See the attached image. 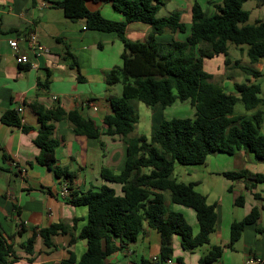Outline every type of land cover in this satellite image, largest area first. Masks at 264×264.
I'll list each match as a JSON object with an SVG mask.
<instances>
[{"label": "trees", "instance_id": "obj_1", "mask_svg": "<svg viewBox=\"0 0 264 264\" xmlns=\"http://www.w3.org/2000/svg\"><path fill=\"white\" fill-rule=\"evenodd\" d=\"M111 2L124 19L106 17L99 9L89 7V2ZM247 0H222L215 4V11L208 14L198 0L191 7V21L185 22L180 11L159 16L162 0H56L66 17L84 19L85 27L115 32L124 43L122 64L112 68L106 75V83H123L121 95L110 94L107 99L112 112L104 118L106 133L118 134L127 146V158L123 169L115 172L104 166L101 176L105 180L101 187L86 192H72L67 201L74 206L87 207V222L69 245L76 239H85L86 250L78 259L69 250V256L60 264H113L107 257L136 241L147 224L161 235L160 261L172 253L171 235L177 233L185 248H194L210 242V235L217 222L216 203H209L207 196L195 189L196 182L178 181L172 177L175 162L202 164L209 155L220 151L234 154L247 147L257 159L264 162V133L261 125L264 112L259 108L264 103L260 96L261 86L256 82H235L236 92H226L213 81V74L204 68L205 58L226 56L230 62L229 42L248 44L247 55L251 63L264 57V19L250 23V11L244 8ZM264 4V0H259ZM144 22L151 25L147 38L132 40L126 36L127 25ZM170 31L171 40H159L158 36ZM79 70L76 56L68 53ZM237 67L255 77L260 71L251 65L236 61ZM30 65V64H27ZM81 77V76H80ZM49 78L42 85L48 86ZM189 100L195 107V117L163 119L150 137L141 134L130 136L139 121L134 101L147 106L167 107L176 101ZM242 101L247 114H234L235 105ZM38 114L40 126L35 143L40 152L38 163L53 170L56 176L73 180L75 172L56 163V149L60 141L54 136L55 122L68 119L77 134L98 138L99 127L92 118L78 110L66 111L60 105L47 108L32 102ZM1 120L9 126L29 131L32 126L22 122L15 108L3 112ZM229 179L252 178L264 181L263 172L248 169L229 170L222 173ZM170 190L172 203L191 207L197 215L199 231L185 215L170 209L165 191ZM237 203L244 201L243 196ZM258 210L252 211L231 225L230 245L240 239L245 226L255 221ZM63 222L41 227L30 236L23 247L32 251L36 235H40L48 246H55L53 236L69 233ZM116 240H119L117 244ZM223 246L213 245L201 258L200 264L218 260ZM12 243L5 236L0 220V264H13L17 260Z\"/></svg>", "mask_w": 264, "mask_h": 264}, {"label": "crops", "instance_id": "obj_2", "mask_svg": "<svg viewBox=\"0 0 264 264\" xmlns=\"http://www.w3.org/2000/svg\"><path fill=\"white\" fill-rule=\"evenodd\" d=\"M55 1L0 0V220L8 242L15 249L17 261L13 264H60L69 256V250L74 251L79 259V245L81 252L87 246L86 240L80 238L69 245L73 234L77 236L85 225L81 226L79 220L84 221L87 216L83 215L79 208L81 206L70 204L60 195L63 178L56 176L53 170L37 161L40 148L35 143V138L40 123L38 114L32 108V102H38L47 108L60 105L66 111L76 109L85 117L92 118L101 131L98 138H90L77 134L68 119L55 122L54 136L60 141L56 149V163L66 166L76 174L73 180H68L71 193L101 187L106 183L101 176L102 167L107 166L119 172L127 158V146L122 137L106 133L107 126L104 123L105 116L112 112L107 97L110 94L123 93V83L108 85L106 75L112 68L122 64L124 43L115 32L92 30L85 27L84 19L72 20L66 17L63 9L55 5ZM198 1L206 11L204 2L215 9V4L222 0ZM170 2L176 6L175 11L182 13L191 11L194 0ZM88 5L90 8L99 9L108 18L124 19L123 14L111 2H89ZM254 6L259 11L254 21L257 18L264 19V4L260 5L259 0H255ZM249 11V22L252 23V12ZM150 30L151 25L148 23L131 22L127 25L126 36L132 40L143 41ZM32 34H36L38 41L47 46L49 51L43 54L32 52L27 41ZM163 35L166 36L163 41L171 40L173 36L170 31ZM163 35L158 36V39ZM15 37L19 38L21 49L30 55L31 65L18 64L16 61L10 46V41ZM247 49L240 46L241 54L248 57ZM107 51H110L109 54H106ZM69 52L76 56L79 70L74 66ZM236 61L240 59L230 58L227 65L233 66ZM240 63L251 64L260 71V76L252 75L248 82H257V78L263 77L264 57L255 63L247 59ZM46 78L50 79L47 87L42 85ZM117 85L120 87L113 93ZM260 95L264 98L263 86ZM10 108L18 110L22 122L32 126V129L26 132L21 127L4 124L1 116ZM159 124L160 122H156L153 130ZM132 132L130 136H133ZM220 153L225 152L217 151L211 155ZM236 154H240L253 166H257L255 161L261 162L247 147L229 155ZM242 169L260 172L251 165L237 170ZM223 172H210V177L215 178ZM227 179L230 180L228 189L235 194L228 201L220 199L213 202L217 204V222L210 235V242L185 248L181 236L172 234V253L168 258L174 264H200L202 256L213 245L223 246V253L218 260L208 264H244L251 256L264 257V181H255L252 178ZM195 182L196 188L198 181ZM203 194L211 203L210 193ZM241 195L244 201L237 203L236 200ZM166 203L170 209L182 212L193 229L199 227L196 212L191 207L172 203L170 198ZM253 208L258 210L257 218L248 223L240 239L230 245L233 221L241 220ZM55 222L65 223L70 232L54 235L55 246L46 245L42 237L36 235L32 251L27 252L23 244L28 238L39 228ZM198 231L199 228L194 230L196 233ZM116 242L119 244V240ZM160 254L161 235L146 222L137 240L111 253L107 261L113 264H167L168 258L160 261Z\"/></svg>", "mask_w": 264, "mask_h": 264}, {"label": "rangeland", "instance_id": "obj_3", "mask_svg": "<svg viewBox=\"0 0 264 264\" xmlns=\"http://www.w3.org/2000/svg\"><path fill=\"white\" fill-rule=\"evenodd\" d=\"M164 3V4H163ZM255 0H247L244 3V8L251 10V22L253 23L254 17L259 14V11L256 10L254 6ZM176 6L170 0H162V4L160 10L158 12L159 16L169 15L173 11H175ZM211 4L206 5L204 2V8L207 13H212ZM182 18L185 22H189L191 19V11H183ZM73 20V19H72ZM80 20V19H77ZM139 23V22H137ZM166 38L165 35L161 37L160 40H164ZM240 46L248 48V44L237 45L233 42H229V55L230 58L238 57L240 61H245V59L250 60L246 55L241 54ZM110 51H107L106 54H109ZM226 56L223 54H219L214 56L213 58H206L204 60V68L212 73L214 76L213 81L221 86L226 92H236L234 82H248L249 79H252V75L246 73L242 69H238L237 65L234 63L233 66H228L225 63ZM251 65V64H249ZM231 77V78H230ZM264 87V75L261 78H257V82ZM120 85H117L113 89V93H116V89H118ZM237 93V92H236ZM261 94V93H260ZM261 96V95H260ZM133 104L137 108L139 114V121L136 124V128L132 132L133 136L144 134L150 137L153 133V127L156 122H161L163 119H172V118H183V117H195V107L191 104L189 100L186 101H176L174 104L162 107L155 106L150 107L147 106L142 101H134ZM259 108H261L264 112V103L260 104ZM252 110H247L242 103V101H238L235 105L234 114L243 115V114H251ZM249 115V116H251ZM261 131L264 133V121L261 125ZM206 162L202 164H184L178 161L175 162L174 172L172 177L176 178L178 181L195 182L198 181V185L196 186V190L204 193H210L209 201L211 203L224 199L228 201L229 198H232L235 193L228 189L229 182L225 176L222 174L215 178L210 177V172H222L225 170H237L242 166L248 167L251 165L253 169H258L256 171L264 172V168H259V166L264 167V162L255 161L257 166H253L252 163L247 162L245 158H243L240 154H236V156H232L226 153H220L219 155H209ZM117 171V170H116ZM166 200L168 201L170 198V190L165 191ZM82 210L83 215L87 216V207L81 206L79 207ZM193 210V209H192ZM87 222L86 220H79L80 225H84ZM199 227H195V231L198 230ZM196 233V232H194ZM86 250V248H85ZM81 252L80 245L78 248V256L79 258L85 252ZM239 261V260H238Z\"/></svg>", "mask_w": 264, "mask_h": 264}, {"label": "built area", "instance_id": "obj_4", "mask_svg": "<svg viewBox=\"0 0 264 264\" xmlns=\"http://www.w3.org/2000/svg\"><path fill=\"white\" fill-rule=\"evenodd\" d=\"M27 41L30 50L35 54H43L44 52L49 51L47 46L38 41L36 34H32ZM10 46L14 51L18 64H32L30 55L21 49L18 37H15L10 41ZM93 107L96 109V106ZM70 194L68 179L63 178L60 195L67 198ZM166 261L167 264H174V261L171 258H168ZM244 264H264V257L251 256L244 262Z\"/></svg>", "mask_w": 264, "mask_h": 264}]
</instances>
